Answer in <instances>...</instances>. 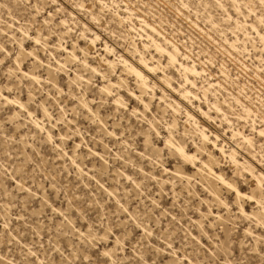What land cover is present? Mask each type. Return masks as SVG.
<instances>
[{
    "label": "rangeland",
    "instance_id": "1",
    "mask_svg": "<svg viewBox=\"0 0 264 264\" xmlns=\"http://www.w3.org/2000/svg\"><path fill=\"white\" fill-rule=\"evenodd\" d=\"M62 20L64 23L61 25ZM9 21L13 27L7 29L6 22ZM17 26L25 29L30 37H22ZM37 35L40 38L34 42L31 36ZM94 35L98 41L92 46L88 39ZM147 35L165 48L175 46L178 49V63L194 67L198 72L186 74L194 86L185 82L177 62L174 65L167 63L166 57L156 51L155 43L148 40ZM261 36L264 37V0H0V264H181L175 261L166 247L168 242L175 251L179 249V257L186 254L196 264L199 261V264H207L208 261L221 264L222 256L219 254L218 259V254L212 250L219 249L216 241L219 236L224 237V232H220V224L217 225L212 217L200 214L208 208L204 200L210 198L205 190L202 191L199 181H192L188 185L189 190L184 182L178 184L180 181L172 180L176 182L173 186L175 194L170 192L172 189L165 178L157 177L158 181H155L134 175L138 185L122 178L123 182L121 176L117 179L112 170L124 165L119 158H116L118 161L114 159L112 153L121 148L120 153L126 156L130 149L125 148L124 151V147L118 144L116 147L101 125L81 108L77 96H81L80 92L85 88V97L94 98L92 103L96 105L91 103L92 109H96L99 118L103 116L110 127L113 120L118 122L122 118L124 121L128 117L124 116L127 115L124 108L119 107L114 112L110 96L100 94L99 88L108 79L117 86L113 92H119L127 108L143 109L124 86H119L120 78H124L129 89L149 102L150 109L159 113V117L164 115L167 121L175 117L178 135L184 138L191 152L200 144L198 131L201 127L210 133L211 139L212 135H217L218 145H223L225 154L233 150L238 165L237 168L233 166L229 157H222L208 143V151L218 162L214 169H221L226 179L237 181L241 192L250 194L254 181L248 169L254 174L262 173L264 186V137L256 132L264 128V38ZM58 39L63 41L66 49L55 48L60 41ZM72 44L77 58L81 61L86 58V65L77 60L65 61ZM104 44L110 47L109 51L103 50ZM31 50L37 55V60L28 54ZM139 53L148 65L157 66L152 74L147 75L149 88L143 94L135 76L119 63V56H122L134 64ZM16 56L17 62L14 60ZM55 59L65 62L66 66L64 72L61 70L56 75V85L46 80L38 84L22 76L34 71L42 79L46 78V68L56 65ZM107 61L115 63L113 68L107 65ZM90 67L103 72L106 80L92 73ZM73 71L86 77L91 74L89 86L74 82L69 86L68 79L73 77ZM164 75L170 86L163 79ZM70 89L73 91L68 92ZM186 91V96H182ZM13 96H18L39 116L40 101L46 104L53 115L50 123L44 120L46 127H52L51 141L30 123L24 111L6 101V97ZM159 96L173 104L177 112L158 101ZM60 106L65 110L64 114ZM55 118L58 119L55 121ZM129 120L133 121V118ZM75 129L80 133L76 131L77 134L72 135L71 130ZM233 130H240L251 137V144L244 142L239 135L232 136ZM63 131L70 134L60 142L58 133H65ZM116 131H120V127L117 126ZM99 135L104 136L100 138ZM78 141L81 143L75 147L74 142ZM92 143L93 146L107 144L109 147H106L108 151L105 149L106 156L109 155L107 169H103L99 159L87 154ZM71 155H75L77 162L82 160L83 170L77 169ZM201 159L206 160L207 153L202 154ZM168 167H172V163ZM145 169L149 170V167L145 166ZM155 169L157 172L158 168ZM124 170L131 168L124 167ZM186 172L191 174L193 170L189 168ZM105 187H111L115 197L106 192ZM230 194L225 189L221 192V196L228 197L226 202L232 214L223 206L221 209L211 205L215 212L220 209L219 212L230 223L229 226L224 221L229 232L226 237L232 242L226 238L224 241L241 260L239 264L246 261L264 264L259 255L254 256L253 250L246 249L250 237L244 234V229L249 225L252 231L263 236L264 231L253 228L250 221L238 215L233 205L234 195ZM246 201L244 207L247 212L258 211L255 204L250 207ZM199 220L202 228L198 229L196 221ZM210 222L215 229L208 226ZM141 225L146 232L143 233ZM194 237H198L200 242ZM260 250L264 251V248ZM244 256H247L246 260L242 258ZM182 263L188 264L184 260Z\"/></svg>",
    "mask_w": 264,
    "mask_h": 264
},
{
    "label": "bare ground",
    "instance_id": "2",
    "mask_svg": "<svg viewBox=\"0 0 264 264\" xmlns=\"http://www.w3.org/2000/svg\"><path fill=\"white\" fill-rule=\"evenodd\" d=\"M61 10H62V8H61ZM53 12H55V10ZM51 19H52V17H51ZM63 23H64L63 20L60 21V24L61 25ZM6 27H7V29H10L11 27H13V23H11L10 21L9 22H6ZM19 27L17 26V30L20 32V35H22V37L23 36L30 37V35L28 34V32L25 29H20L21 27L20 28ZM40 36H41V34H40ZM59 36H61V35H59ZM38 37H39L38 35H37V37L36 36H33V37L31 36V39L34 42H37L38 39L40 38V37L39 38ZM147 38L151 42L155 43L154 46H155L156 51L159 54H163L166 57L168 64L174 65L176 62L178 63V61H177L178 49L175 46H172V48H169L168 49V48H165L164 46L156 43V41L151 36L147 35ZM261 38H264V37L261 36ZM20 39H21V37H20ZM60 39H58V40H60ZM61 40L56 44V47L55 48L56 49H60V50H64V49H66V47L64 46V43H62L63 41L61 42ZM17 41H18V39H17ZM97 41H98L97 35H94L93 37H91V38L88 39L89 44L92 45V46H94V44ZM21 42L22 41H20V44H21ZM143 46L146 47L145 44H143ZM1 47H2V45H1ZM44 47H46V46L44 45ZM74 47L75 46L72 44V49L68 52V54H66L65 61L77 60V61H80L81 64H85L86 65L87 64L86 63V60H85L86 58L83 57L82 58V61L80 59H78L77 56L74 53ZM2 49H4V48H2ZM134 49H135L136 52H138L135 45H134ZM20 50L21 49H19V51H18L19 53L18 54H20ZM103 50L104 51H109L110 50V47L107 44H104ZM24 51L25 50H23V54H25ZM28 54L34 55L35 60H37V55L35 54V52H33L31 50L30 52H28ZM14 60L17 62V60H18L17 59V56L14 58ZM55 62H56V65H54V66L48 65V68H46L47 69V72H46L47 73L46 74L47 76H46V78H43L42 79V76L37 75L36 73H34V71H29V72H26L25 74L23 73L22 76H26V77H28L30 79L31 82H35V83H38V84L42 80H46V81H50V82H52V84H55L56 85L57 84V82H56L57 81L56 75L61 70L64 72L65 62H61L60 60H56ZM119 63H120L121 66H123V69L124 70L132 73L135 76V79L138 82V88L140 90V93L143 94L146 91V89L149 88V86L147 84V79H148V76L147 75L152 74L156 70L157 66H150V65H148L147 62H146V59L140 53H139V57L137 58V60H136V62L134 64L131 63V62H129L126 58H124L122 56H119ZM114 64L115 63H113V62L107 61V65L109 67H111V68H113ZM158 64H159V66H161L159 62H158ZM178 65L180 67V70L184 73V80H185V82L186 83H189L192 86H194L195 85L194 82L191 81V80H189V78L186 76V74L187 73L196 74V73H198L197 70L194 67H190V66H187V65L182 64V63H178ZM89 69H90V71H92V73H95V74L99 75L102 80H106L105 74L103 72H100L98 69H96L94 67H90ZM73 74H74L73 77H70L68 79L69 86L73 82H74V84H82V83H84L85 87H88L89 86V84H90V77L92 76L91 74H90V76H87V77L86 76H82L80 73H76V72H74ZM163 79L165 80L166 84L168 86H170L169 79L167 78V76L164 75L163 76ZM120 81H121V85H119V86L120 87L121 86H124L125 90L129 93V95L131 97H133L134 99H136V101H138V103L143 106V109H139V108H137L135 106H133L131 108H127L126 107L127 105L125 103L126 101L124 102L125 99H123V97L119 94V92L118 91H115L116 93L113 92L114 91V87H117V86L113 82H111L109 79L105 82L106 84H103L99 88V92L102 95L104 94L105 97H109L110 96L111 104H112V106L115 107V108H113L114 109V112L116 110H118L117 108H119V107L124 108L127 111V112H125V113H127V115H124V116L128 117V118L124 119L125 122L122 120V118H119L118 119L119 120L118 122H117V120L116 121L113 120V122H111V120H109L111 123H110V127H108L107 122H105V120L102 119L103 116L101 118H99V115L97 113V110L96 109L94 110L91 107V103L94 101V98H89L88 99L87 97H85V94H86L85 91H86V89L83 88V91L80 92L82 95L81 96L79 95V97L77 96L78 104L81 106V108H84L86 111H88L91 114V116L94 118L92 120H96V122L99 125H101V127L103 129V132L107 135V137L109 136L110 138H112V140H113V142H114L115 145L118 144L119 147H124V151H125V148H127L128 150L130 149L129 150L130 152H128V154L126 156H124L123 154L120 153L119 150L121 148L118 151L112 153L114 155V159L119 158L120 161L123 163V164L122 163L121 164L124 165V167H130L131 168V170H127V171L124 170V167L123 168H119V169L118 168L117 169L114 168L112 171L115 174V177L117 178V177H120L121 176V179L123 178L125 181L131 182L132 184H136L137 183V180L135 179V176L134 175H139L141 178H148V179H151V180L155 179V181H158L156 179L157 177L158 178H165L166 183L170 184V186H169V187H171L170 190L172 189L170 192H174V193L176 191L173 190V186H175L176 182L174 183V181H172V180H178L177 183L180 181V183H178V184H182L181 182H184V184L187 185V187H188V185L192 181L195 182V179L197 181H199L200 186H202L201 189L203 188L202 191L205 190V192L208 193L207 196H209V198H210V199H207L208 197L207 198L205 197L206 200H204V201H205L206 206L208 208L206 209V211H203V212L200 211V214H201L202 217H206V218L207 217H210V219L212 217V219L217 222V225L220 224V227H218V228L221 229L220 232L221 233L224 232V234H222L224 236L223 238H220V236L218 237V235H217L218 239H217L216 242L219 243L217 245H220L219 249H216V250H218V252H216V250L215 251L212 250V251H213V253L215 252L216 254H218V257H219V254H220V256H222V258H221V264H239V261H241V260L239 259V257H236L237 254L234 253V250L230 249L231 246L229 247V244H226V242L224 241L225 238L227 239V237H228L227 234L229 233V232L227 233L228 229H227V225L225 224L224 221L226 220V222H227L228 219L226 217H224L219 212L220 209H216L217 210L216 212L213 211L212 208H211V205L216 206L217 208H219V207L221 208V206H223V207H225V209L227 211L230 210L229 209L230 206L228 205V202H226L227 199H228V197L226 199V197L224 196L225 194L222 195L224 197L221 196L222 190L225 189V191L230 192L232 195H234V197H233V199H234L233 205L236 207L238 215L239 216H242L244 219L250 221V225L252 226V224H253V226H254L253 228H256V229L259 228L262 231H264V196H262V194H264V186L262 184V179H261L262 173L259 172L258 174H254V173H252V171L250 169H248L247 171L250 172V174H251V176L253 178L254 187H251L250 194H245V193L241 192L240 189H239V186L237 185V181L236 180H234V179H226V177H224L223 173L221 172L222 171L221 169H220V171H216L214 169V166L216 164H218V162L216 161V159L214 158V156L211 154V152L208 151V148H207V144L208 143L212 144V146L214 147V149L216 151H218L219 154L222 157H229V159L232 162L233 166H236V168H237V165H238V162H237V160L235 159V157L233 155V150L230 151L229 153L225 154L223 145H220V146L218 145V136L217 135H212V139H211L210 133L208 131L206 132L205 129L203 127H201L199 129V131H198V133H199V139H200V144L195 146L194 152H191L189 150V146L186 144L184 138L181 137L180 135H178V130L176 128V119H175V117L172 115L173 117H171L168 121L164 118V115H161V117H159V113L157 114V113L153 112L150 109L149 102L144 101L141 98L140 95H137L136 93H134L132 90L129 89L128 84L125 82V79L124 78H120ZM57 87L59 89V86H57ZM170 88L173 89L172 87H170ZM70 90L71 91L68 90V92H72L73 91L72 89H70ZM205 91H206V89H204V92ZM59 92H61V91H59ZM186 93H188V91L183 92L181 95L185 97L186 96ZM71 95H72V93H71ZM98 99L101 100V96L100 97L98 96ZM159 100H160V102H163L164 103L165 107H167V108L169 107L172 110V112H174V113L177 112V109L174 108L173 104L165 102L162 96H159L158 97V101ZM6 101L8 103L13 104L14 106L18 107L19 110L24 111L25 114L27 115V118L29 119L30 123H32L39 131H42L44 133L46 140H50L51 141L53 139L51 125H49L48 127H46V125H44V120L46 119L47 122L50 123L51 120H53L52 119L53 118V115L51 114V112L49 111L48 107H46V104L43 101H40V107H39V109L41 110L40 116L37 115V114H35L32 110H30L29 105L27 103H24L20 98H18V96L17 97L16 96H13L12 98L6 97ZM92 104H95V102L92 103ZM158 105H159V103H158ZM214 106H215V108H216L217 111H219V112L221 111L220 108L217 107L216 104H214ZM74 108H75V106H74ZM60 109H62L61 106H60ZM74 110L75 109H73V111ZM62 112L64 114L65 113V110L62 109ZM117 112H119V111H117ZM112 115H114V114H112ZM105 116L107 117V115H105ZM121 116H123V115H121ZM186 116L189 119H192V117H191V115L189 113H186ZM58 118H55L54 120L56 121ZM112 118H114V116H112ZM132 118H133V121L132 120H129V119H132ZM69 122H72V121L70 120ZM123 122H124V124H122ZM159 123H161L162 125L159 126ZM252 124L254 125L255 123L252 122ZM117 126L120 127V131H118V132L116 131ZM252 128L254 129V127H252ZM71 131H72V135H75V132L76 131L78 132L77 129L71 130ZM63 132H65V133H61V132L58 133V137L60 139V142L64 141L65 140V137L67 138V136L70 134V132H68L69 134H67L66 133L67 131H63ZM77 132H76V134H77ZM256 132H257V134L259 136L264 137V128L263 129H258V130H256ZM78 133H80V132H78ZM81 135H82V133H81ZM231 135L232 136L239 135L242 138V140L244 142H247L248 144H251V142H252L251 137L245 135L240 130H233ZM100 136H102V135H99V137ZM94 137H96V136H94ZM102 137H100V138H102ZM106 138H104V139H106ZM81 139H83V137H81ZM98 139L99 138H97L96 140H98ZM74 143H75L74 146L75 147H78V145H79V143H81V141L74 142ZM93 143H92V147H90V146L88 147L87 146L88 147L87 148V152H88L87 154H89L90 156H92L94 158L99 159L102 162L103 169H107L106 163L108 161V157L107 156H109V155L106 156L107 153L105 152V149H106V151H108V148L109 147L107 146V144H102L101 145L102 148H101V146L99 144L100 150H98L99 147L98 146H93L94 145ZM103 143H106V142H103ZM112 143H111V145H112ZM161 143H162V145L160 146L159 144H161ZM97 145H98V142H97ZM95 147H98V149H96ZM106 147H108V148H106ZM112 147L114 148V146H112ZM116 147H117V145H116ZM110 152H112V151H110ZM121 152H123V151L121 150ZM204 153H207V159L206 160H202L201 159V155L204 154ZM109 154H111V153H109ZM112 154H111V156H112ZM70 157L72 159V162H74L76 164L77 169L78 170H83L82 167H81L83 165L82 160H80V161L77 162L75 160V158H76L75 155H71ZM93 160H95V159H93ZM171 163H172V167H168V165H170ZM91 166L92 167H95L94 165H91ZM145 166L146 167L148 166L149 167V170L145 169ZM152 167H154V170L152 169ZM155 167L158 168V171L157 172L155 171L156 170ZM159 168H160V171H159ZM189 168H192L193 173L190 174V173H187L186 172V169H189ZM99 172H97V173H99ZM236 172L239 174V170L236 171ZM108 173H109V171H108ZM123 179H122V181H123ZM132 184H131V186H132ZM136 185H138V184H136ZM191 185H193V184H191ZM115 187H116V185H115ZM161 187H163V186H161ZM187 187H186V189H188L190 186L188 188ZM174 189H175V187H174ZM104 190H106V192H108L109 194H112L113 195V192L114 191L111 189V187L110 188L105 187ZM158 190H160V189H158ZM189 190H190V188H189ZM164 191H165V189H164ZM161 192H163L162 189H161ZM179 193L180 192L178 191V194ZM172 195H174V194H172ZM113 196L115 197V195H113ZM173 197H175V196H173ZM200 199H201V197H200ZM244 200H247L250 203V207L255 204L256 205L255 207L258 209V211L251 210L250 212H247L246 209H245V207H244ZM247 201H246V203H248ZM116 202L119 204V201H116ZM127 202H128V200H127ZM154 202H156V201H154ZM122 205L123 204L121 203L120 206H122ZM195 207H196V205H195ZM201 208H203V207H201ZM201 208H199V209H201ZM230 213H231V210H230ZM238 215H237V217H238ZM190 217H192V216H190ZM235 218H232V219H235ZM238 218H236V219L238 220ZM239 220H240V218H239ZM192 221H194V219ZM204 221H203V223H204ZM239 222H240V225H241V222L242 221L240 220ZM239 222H237V223H239ZM227 223H229V222H227ZM234 223L235 222H233V224ZM247 224H248V222H247ZM157 225H158V223H157ZM188 225H190V224H188ZM188 225L186 226V228L188 227ZM206 225L207 224H205V227H206ZM139 226H140V224H139ZM196 226L198 227V229L199 228H202V221L201 220L196 221ZM208 226H213V223L210 222ZM229 226H230V223H229ZM193 227H194V224H193ZM212 228H214V226ZM141 229H142L143 233L146 232V228L144 226H142ZM203 231L206 232L207 230L206 231L203 230ZM209 231L210 230H208V232ZM157 232H158V230H157ZM210 232H214V231H210ZM216 233L219 234V231L216 232ZM245 233L250 237V243H249V245H247L249 247L246 248V249L253 250L254 251V256L259 255L260 256V261L262 263V261H264V251L263 250H260V249H261V247L264 248V236L261 233H256L255 231H252L251 230V227L249 225H248V227H246L244 229V234ZM205 234L207 235V233H205ZM222 235H221V237H222ZM154 236H155V234H154ZM150 237H152V236H150ZM199 237H201V234L199 235ZM204 237H206V236H204ZM194 238H196L199 241V238L198 237H194ZM211 238H213V237H211ZM243 238H245V237H243ZM228 239H230V238H228ZM228 239H227V241H228ZM118 240L116 239V241H118ZM170 240H172V239H170ZM198 241H196V242H198ZM211 241H212V239H211ZM216 242H215V244H216ZM228 242H232V240L231 241H228ZM242 242H243V240H242ZM168 244H166V247L168 248L169 252L173 256V258L175 259V261H177L178 263L181 262V264H183L182 263V260H184L188 264H196V262H194L190 257H187L186 254H182V257H179V255H177V251L179 249L178 250L176 249L177 251H175L174 248L170 246V243L169 242H168ZM239 244H241V242ZM202 245H204V244H202ZM230 245H232V244H230ZM211 248H214V247H211ZM154 249H156V248H154ZM196 249H198V247ZM237 249H239V247H237ZM241 249H242V247H241ZM244 249H245V247H244ZM208 250L210 251L211 249L209 248ZM158 251H159V249H157V252ZM212 251H210V253H212ZM262 251H263V253H262ZM179 252H181V251H179ZM183 253H185V252H183ZM239 254H243V253L240 252ZM193 255L196 256V254H194V253H193ZM198 255H200V253ZM245 255H247V254L245 253ZM180 256H181V253H180ZM205 256H203V257H205ZM213 256H215V255H213ZM250 256L252 257L251 254H250ZM154 257H156V256H154ZM210 257H211V255H210ZM246 257L244 256L242 258L245 259ZM179 258H181V260H179ZM215 258L217 259V256H215ZM196 259H198V257ZM203 259H201V260H203ZM218 259H220V257ZM248 261H249V258H248ZM199 262L197 264H199ZM208 263H210V262L208 261ZM218 263H220V260L218 261ZM153 264H156V263H153ZM244 264H249V263H247V261H246V263H244Z\"/></svg>",
    "mask_w": 264,
    "mask_h": 264
}]
</instances>
